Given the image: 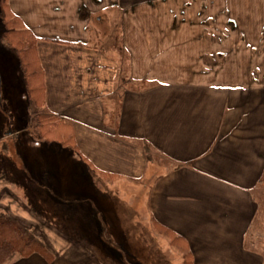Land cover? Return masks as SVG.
Here are the masks:
<instances>
[{
	"label": "crops",
	"instance_id": "obj_1",
	"mask_svg": "<svg viewBox=\"0 0 264 264\" xmlns=\"http://www.w3.org/2000/svg\"><path fill=\"white\" fill-rule=\"evenodd\" d=\"M9 4L39 40L45 113L70 123L77 169L91 173L78 179L87 198L72 193L70 178L45 177L42 161L5 187L0 209L43 233L55 256L12 264H99L90 252L71 255L83 248L45 210L87 200L88 232L102 233L95 202L113 190L131 197L144 183L152 226L181 236L194 264H264V0ZM113 10L119 43L108 49L110 34L93 26L109 24ZM257 73L263 80L251 79Z\"/></svg>",
	"mask_w": 264,
	"mask_h": 264
},
{
	"label": "rangeland",
	"instance_id": "obj_2",
	"mask_svg": "<svg viewBox=\"0 0 264 264\" xmlns=\"http://www.w3.org/2000/svg\"><path fill=\"white\" fill-rule=\"evenodd\" d=\"M111 13L112 24L110 22L100 27L93 26L94 33L98 30V33H102V38L110 34L108 39L105 38L108 49L119 43L117 41L119 26L116 23L118 15L115 10ZM3 32L4 28L0 19V205L4 204L5 187L14 183L13 179L19 180L22 172L28 176L27 171H34L29 163L40 161L48 163L47 171L44 172L45 177L59 174L63 178H70L72 183L76 184L71 186L72 193L87 198L90 194V186L79 182L78 179L81 180L80 177L83 175L87 177L91 173L82 165H79L77 169V154L71 149L72 147L63 148L57 144L35 141L31 132L28 131L33 115L30 112L25 76L17 54L3 41ZM95 36L94 34V41L92 39L94 44L98 39ZM260 75L262 74L257 73L256 78L251 77V79L256 82L263 80ZM236 77L237 74L234 78ZM238 79L240 82L247 81L248 74L239 72ZM14 132L17 134L13 136ZM149 187V183H144L142 188L134 187L137 191H132L131 197L126 196L125 199L121 191L113 190L112 200L107 198L105 202L103 199L96 201V205L105 211L103 218H95L107 225L104 229L101 228L102 233L100 231H95L94 234L88 232L94 219L91 217V212L95 207L87 200L86 202L55 200V206L59 205L57 206L59 216L51 213V211L55 212L53 210L55 206L46 209L45 214L54 220L57 228H61L64 234L76 237V243L83 248V250L71 252V255L85 253L88 256L90 252L99 264H182L181 255L170 247L162 236L155 233L151 224L148 207ZM14 188L16 189L15 186ZM93 194L98 195L96 192ZM33 204L43 205L36 201L31 203V207L36 211L38 208H34ZM59 235L52 234L50 237L52 242ZM79 259L80 257L75 261Z\"/></svg>",
	"mask_w": 264,
	"mask_h": 264
},
{
	"label": "trees",
	"instance_id": "obj_3",
	"mask_svg": "<svg viewBox=\"0 0 264 264\" xmlns=\"http://www.w3.org/2000/svg\"><path fill=\"white\" fill-rule=\"evenodd\" d=\"M0 19L4 28L3 41L19 59L25 76L30 112L33 115L30 132L35 141L72 147L70 123L45 113V73L37 52L38 38L25 27L11 9L9 0H0ZM155 233L162 236L182 257L184 264H194L185 240L153 223ZM50 243L40 233L23 225L8 212L0 210V264H12L17 259L40 256L48 263L55 260Z\"/></svg>",
	"mask_w": 264,
	"mask_h": 264
}]
</instances>
